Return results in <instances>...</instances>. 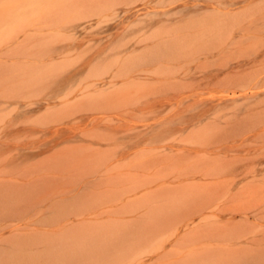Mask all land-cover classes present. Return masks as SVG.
Listing matches in <instances>:
<instances>
[{"label":"rangeland","instance_id":"obj_1","mask_svg":"<svg viewBox=\"0 0 264 264\" xmlns=\"http://www.w3.org/2000/svg\"><path fill=\"white\" fill-rule=\"evenodd\" d=\"M0 264H264V0H0Z\"/></svg>","mask_w":264,"mask_h":264},{"label":"bare ground","instance_id":"obj_2","mask_svg":"<svg viewBox=\"0 0 264 264\" xmlns=\"http://www.w3.org/2000/svg\"><path fill=\"white\" fill-rule=\"evenodd\" d=\"M30 2V1H29ZM31 4V3H30Z\"/></svg>","mask_w":264,"mask_h":264}]
</instances>
